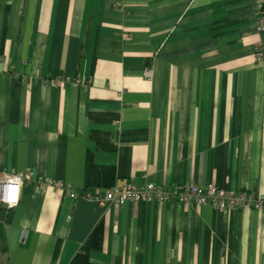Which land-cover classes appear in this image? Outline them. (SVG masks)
Returning <instances> with one entry per match:
<instances>
[{
    "label": "crops",
    "instance_id": "crops-1",
    "mask_svg": "<svg viewBox=\"0 0 264 264\" xmlns=\"http://www.w3.org/2000/svg\"><path fill=\"white\" fill-rule=\"evenodd\" d=\"M263 3L0 0V264H264L263 209L83 196L264 194Z\"/></svg>",
    "mask_w": 264,
    "mask_h": 264
},
{
    "label": "built area",
    "instance_id": "built-area-1",
    "mask_svg": "<svg viewBox=\"0 0 264 264\" xmlns=\"http://www.w3.org/2000/svg\"><path fill=\"white\" fill-rule=\"evenodd\" d=\"M118 4V3H117ZM264 27V14L258 17V31ZM258 60L264 59L263 48L260 44L255 47ZM28 178L25 175L0 172V202L12 207L17 203V191ZM57 187H62L61 183H52ZM65 190V189H64ZM77 192H71L70 196H77ZM83 196L91 197L101 206H120L128 201H156L165 203L177 201L181 203H196L199 205L210 203L220 209L238 208L252 206L256 209L264 210V194H255L247 190H226L214 184H191L184 187L169 188L154 183L136 185L127 183L123 186H113L105 189L101 193H95L92 189H84Z\"/></svg>",
    "mask_w": 264,
    "mask_h": 264
},
{
    "label": "trees",
    "instance_id": "trees-1",
    "mask_svg": "<svg viewBox=\"0 0 264 264\" xmlns=\"http://www.w3.org/2000/svg\"><path fill=\"white\" fill-rule=\"evenodd\" d=\"M262 9H261V14H264V3L262 4V7H261Z\"/></svg>",
    "mask_w": 264,
    "mask_h": 264
},
{
    "label": "rangeland",
    "instance_id": "rangeland-1",
    "mask_svg": "<svg viewBox=\"0 0 264 264\" xmlns=\"http://www.w3.org/2000/svg\"><path fill=\"white\" fill-rule=\"evenodd\" d=\"M254 53H255L256 58H258V55H256V51L255 50H254ZM263 53H264V50H263ZM0 204H2V202H0Z\"/></svg>",
    "mask_w": 264,
    "mask_h": 264
}]
</instances>
